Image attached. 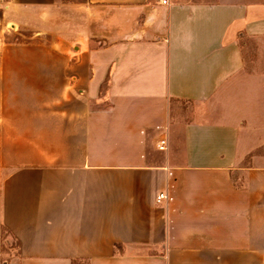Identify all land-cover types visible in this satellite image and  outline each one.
Listing matches in <instances>:
<instances>
[{
    "label": "crops",
    "instance_id": "crops-1",
    "mask_svg": "<svg viewBox=\"0 0 264 264\" xmlns=\"http://www.w3.org/2000/svg\"><path fill=\"white\" fill-rule=\"evenodd\" d=\"M0 9V264H264V156L231 96L264 92L240 47L264 0Z\"/></svg>",
    "mask_w": 264,
    "mask_h": 264
},
{
    "label": "rangeland",
    "instance_id": "rangeland-1",
    "mask_svg": "<svg viewBox=\"0 0 264 264\" xmlns=\"http://www.w3.org/2000/svg\"><path fill=\"white\" fill-rule=\"evenodd\" d=\"M1 11L0 9V19ZM7 28L10 30V26H7ZM9 39L8 42L13 43L28 42L26 37L19 35L11 36ZM240 47L246 59L248 72L251 73L253 70V73L258 72L264 74V58L262 59V55L264 57V41L253 38H243L240 41ZM258 94L259 96L256 95L251 99L249 93L242 88L235 93H231V96L236 98V103L238 105L236 111L243 122L241 133L242 142L252 150L254 156H264V92ZM227 102H229L228 98L226 100V103ZM176 107L182 114H185V120H183V122L191 120V116L189 115L194 111L193 105L177 103ZM251 156V154L248 156L245 165H248L249 157Z\"/></svg>",
    "mask_w": 264,
    "mask_h": 264
},
{
    "label": "built area",
    "instance_id": "built-area-1",
    "mask_svg": "<svg viewBox=\"0 0 264 264\" xmlns=\"http://www.w3.org/2000/svg\"><path fill=\"white\" fill-rule=\"evenodd\" d=\"M163 4H166V1H163ZM165 146H166V141L164 139L163 140H160L159 141L158 149L160 151H164L165 150ZM165 198H166V196L164 194H160L157 197V202L159 203L161 200H164Z\"/></svg>",
    "mask_w": 264,
    "mask_h": 264
}]
</instances>
